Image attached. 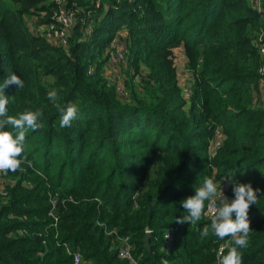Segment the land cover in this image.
Listing matches in <instances>:
<instances>
[{
    "label": "trees",
    "instance_id": "obj_1",
    "mask_svg": "<svg viewBox=\"0 0 264 264\" xmlns=\"http://www.w3.org/2000/svg\"><path fill=\"white\" fill-rule=\"evenodd\" d=\"M62 5L74 15L64 44L56 0H0V84L11 74L24 83L3 89L7 114L42 113V126L25 133L32 167L0 172V264H73L74 255L79 264H219L237 246L213 234L209 203L194 224L175 219L205 178L226 183L231 201L223 177L232 174L260 189L238 251L242 264H264V0ZM117 38L125 51L112 81ZM51 91L77 107L71 127H60Z\"/></svg>",
    "mask_w": 264,
    "mask_h": 264
},
{
    "label": "clouds",
    "instance_id": "obj_2",
    "mask_svg": "<svg viewBox=\"0 0 264 264\" xmlns=\"http://www.w3.org/2000/svg\"><path fill=\"white\" fill-rule=\"evenodd\" d=\"M10 85L23 88L24 83L19 76L11 74L5 78L3 84H0V172L4 174L9 171L16 172L21 168L22 162L32 167L31 161L24 153L25 133L27 129L36 130L42 126L39 122L42 116L40 110L26 111L18 118L7 114L8 99L2 93L3 89ZM57 97L56 91L48 93L49 100L61 113L60 127H71L72 121L77 117L78 109L73 104L63 106L57 103ZM9 126L16 130L15 134L8 130ZM223 179H227L232 185L234 198L231 201L224 194L221 183L217 185L214 178H205L203 185L195 190V194L181 202L188 214L176 217L175 221L179 224H194L200 221L205 212V202L207 201L213 234L221 240L231 237L237 246L231 248L227 255L223 256L220 264H242V254L238 248H246L249 244V234L252 229L248 212L250 205H256L260 189H254L250 182L233 183V174L225 176ZM233 214L235 218H233ZM203 235H208L207 228Z\"/></svg>",
    "mask_w": 264,
    "mask_h": 264
},
{
    "label": "built area",
    "instance_id": "obj_3",
    "mask_svg": "<svg viewBox=\"0 0 264 264\" xmlns=\"http://www.w3.org/2000/svg\"><path fill=\"white\" fill-rule=\"evenodd\" d=\"M56 2L59 3V5H60L59 10L55 13L56 21L60 25L59 32L55 33V35L57 36L56 42L64 44L66 42L65 35H67V33L70 31L71 27L74 24V15L71 12H68L63 7L62 0H56ZM113 48L115 49V54L113 56H116L115 59L118 60L119 59L118 55L120 54L122 56L120 51L123 49V45L118 43V45L115 47V44H114ZM263 50H264L263 47H261V51H263ZM263 70H264V66L261 68L260 71H263ZM120 92L122 93L123 91L120 90ZM218 142H219V140H215L214 145H217ZM226 186H227L226 183H224L223 186H221L223 191L227 188ZM208 209H209V204H208L206 212H207V215L211 218V215H210ZM146 232H149V231H146ZM165 238H166L167 242L171 241V234H169V233L165 234ZM166 247L167 248L169 247L168 243L166 244ZM223 249H224V245L222 244L219 248V254ZM129 250H130V248L128 245H123L122 248L120 249V255L122 257L129 256L131 261L134 262L133 258L130 256ZM79 262H80V257L78 255H74L73 256V264H79Z\"/></svg>",
    "mask_w": 264,
    "mask_h": 264
},
{
    "label": "rangeland",
    "instance_id": "obj_4",
    "mask_svg": "<svg viewBox=\"0 0 264 264\" xmlns=\"http://www.w3.org/2000/svg\"><path fill=\"white\" fill-rule=\"evenodd\" d=\"M118 40V43L122 44L123 45V48H124V43L119 39L117 38ZM125 50L122 49L120 52H124ZM174 52V63L176 65V68H177V81H178V85L180 86L182 92H184V95H188L189 93V89L187 88V70H186V67H185V59L183 58V50L181 49V47H177L173 50ZM119 59L120 57H122L120 54L118 55ZM116 56H113V57H110L109 60H108V64L106 66L107 68V74H109V77L112 78V81H113V76H114V73L112 74V71L114 70V66H115V63H117L118 61L115 59ZM116 69V68H115Z\"/></svg>",
    "mask_w": 264,
    "mask_h": 264
},
{
    "label": "water",
    "instance_id": "obj_5",
    "mask_svg": "<svg viewBox=\"0 0 264 264\" xmlns=\"http://www.w3.org/2000/svg\"><path fill=\"white\" fill-rule=\"evenodd\" d=\"M152 206H153V202L150 205L149 213L151 212ZM149 237H150V232H146V234H145V236L143 238V241H144V244H145L146 248H149Z\"/></svg>",
    "mask_w": 264,
    "mask_h": 264
}]
</instances>
